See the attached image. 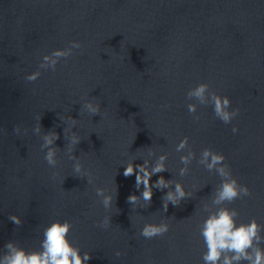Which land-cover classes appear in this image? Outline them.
I'll list each match as a JSON object with an SVG mask.
<instances>
[{
  "label": "water",
  "instance_id": "obj_1",
  "mask_svg": "<svg viewBox=\"0 0 264 264\" xmlns=\"http://www.w3.org/2000/svg\"><path fill=\"white\" fill-rule=\"evenodd\" d=\"M74 40L82 49L55 71L39 68L44 55ZM200 83L240 108L231 124L212 105L187 99ZM86 100L101 104L100 115L81 111ZM190 103H197L198 122ZM67 116L77 120L75 155L93 183L74 173ZM39 122L60 136L55 168L44 159V132H34ZM184 137L189 148L177 152ZM205 148L224 154L252 190L225 205L239 210L238 223L264 225V0H0V257L9 241L40 250L44 229L70 220L69 239L91 253L88 264H204L200 226L219 207L212 200L221 183L198 163ZM189 150L196 157L181 176L180 157ZM165 153L168 171L152 183L163 176L192 195L165 211L162 197L171 189H153L149 207L132 206L128 197L143 188L136 189L135 175L124 176V165L155 163ZM97 188L117 193L110 210ZM106 216L110 227H97ZM161 222L170 225L164 236L140 235L145 224Z\"/></svg>",
  "mask_w": 264,
  "mask_h": 264
},
{
  "label": "clouds",
  "instance_id": "obj_2",
  "mask_svg": "<svg viewBox=\"0 0 264 264\" xmlns=\"http://www.w3.org/2000/svg\"><path fill=\"white\" fill-rule=\"evenodd\" d=\"M83 45L79 41H71L69 46L64 49H57L51 54L44 55L39 68L42 70L52 71L61 59H66L73 55L76 49H82ZM42 72L40 70L31 73L26 77L29 82L36 81ZM188 100H196L200 105H212L216 118L225 124H231L234 118L240 114V108H232V100L228 96H221L216 91L211 90L208 83H200L187 92ZM81 111L90 116L100 115L101 104L95 100H86L81 105ZM190 114L197 112V103L188 104ZM42 116H38L40 121ZM194 120H200L199 116L194 115ZM70 121L71 125L64 128V133L71 132L70 138H67V150L69 159L74 160V173L78 177H87L88 183H93L94 177L84 168V164L75 155L77 146L81 142V137L73 131L77 120L71 116L64 118L63 122ZM21 126L16 125L14 132L19 134ZM43 131L40 122L35 126L34 132L40 134ZM233 133L239 132L238 127L232 128ZM44 132V131H43ZM60 138L59 134L54 131L44 132L42 136L43 143L41 149H47L44 156L45 161L50 167L55 168L59 163L57 154L59 148L56 141ZM189 148V138L184 137L176 147L177 152H182ZM196 153L189 150L185 155L180 157V163L184 167L180 168L179 174L186 175L189 172V165L195 159ZM167 153L161 154L155 163L145 160L142 164L134 163L135 160L129 161L124 168V176L130 177L135 175L136 189L143 188L141 195H130L128 203L135 207H149L154 195L153 189H171L162 197L163 209L167 211L169 204L178 206L182 201L189 198L192 193L186 191L184 185L180 182L165 179L160 176L155 183H152V177L156 174L168 171L166 161ZM226 156L212 148H205L200 154L198 163L212 172L214 171L221 177V183L215 189L212 203L219 206L216 211L210 213L200 226V235L206 246V251L202 257L204 264H264V225H261L256 218L248 223H238L237 217L240 212L236 208H229L225 205L231 204L237 199L250 197L252 190L246 185L241 184L232 171L231 166L226 163ZM58 175V173H53ZM174 185V187H173ZM96 194L101 198V203L106 210H110L116 199L105 188H97ZM143 201V204H141ZM9 220L17 226L23 225L24 221L20 216L10 215ZM111 217L106 216L102 221L97 222V227L107 229L110 227ZM73 228L72 222L55 221L47 226L43 231V240L41 241L40 250L28 251L21 247L15 241H9L5 245L6 252L0 257V264H88L92 259L89 252L81 253V249L75 246L69 239V233ZM170 230L167 222L147 223L142 228L140 235L147 239L157 236H164ZM123 255L122 252H116V256Z\"/></svg>",
  "mask_w": 264,
  "mask_h": 264
}]
</instances>
